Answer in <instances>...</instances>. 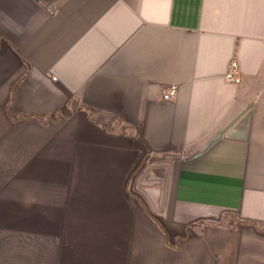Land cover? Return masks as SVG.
Here are the masks:
<instances>
[{"label": "crops", "instance_id": "crops-1", "mask_svg": "<svg viewBox=\"0 0 264 264\" xmlns=\"http://www.w3.org/2000/svg\"><path fill=\"white\" fill-rule=\"evenodd\" d=\"M46 186L68 264H264V0H0V264Z\"/></svg>", "mask_w": 264, "mask_h": 264}, {"label": "rangeland", "instance_id": "rangeland-1", "mask_svg": "<svg viewBox=\"0 0 264 264\" xmlns=\"http://www.w3.org/2000/svg\"><path fill=\"white\" fill-rule=\"evenodd\" d=\"M128 189L127 185L126 190ZM64 190L63 188L56 191L55 188L49 186L41 187L42 201L39 210L41 213V234L35 236L27 233L25 236V260L23 262L19 257L20 264H68V257L73 254V250L71 249L72 237L67 234L66 230V203L62 198L65 196ZM139 203L144 206L140 200ZM10 248L11 264H17L16 257L12 258V254L16 251L12 243H10ZM112 253L111 250L95 251V255L87 257L86 264H114ZM125 253L127 261L125 259L123 264H131L128 259L129 251L127 250Z\"/></svg>", "mask_w": 264, "mask_h": 264}, {"label": "built area", "instance_id": "built-area-1", "mask_svg": "<svg viewBox=\"0 0 264 264\" xmlns=\"http://www.w3.org/2000/svg\"><path fill=\"white\" fill-rule=\"evenodd\" d=\"M224 76L227 81L232 82L233 84L240 83L241 81L240 68L236 59H232L229 62L227 69L224 73ZM52 77L55 78V76ZM176 91H177L176 85L171 84L166 86L161 90V99L164 101L171 100L176 95Z\"/></svg>", "mask_w": 264, "mask_h": 264}]
</instances>
